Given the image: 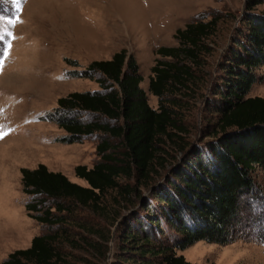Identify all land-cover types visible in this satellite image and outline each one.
<instances>
[{"label": "trees", "instance_id": "16d2710c", "mask_svg": "<svg viewBox=\"0 0 264 264\" xmlns=\"http://www.w3.org/2000/svg\"><path fill=\"white\" fill-rule=\"evenodd\" d=\"M263 1L245 0L238 35L220 56L222 72L201 93L211 117L198 137L187 138L182 95L200 92L203 59L212 49L208 38L221 14L176 27L177 44L156 48L148 81L156 108L140 86L139 63L123 47L110 58L67 69L99 87L59 96L49 118L68 142L98 134V159L74 167L87 185L43 162L20 168L22 191L30 195L27 215L51 230L35 234L0 264H77L62 244L76 246L75 228L103 237L101 224L90 220L106 212L113 226L107 227V249L114 242L108 264H199L176 248L239 237L245 208L257 194L254 172L264 171V97L246 95L255 69L264 65V12H253ZM166 146L174 148L171 158L162 154Z\"/></svg>", "mask_w": 264, "mask_h": 264}, {"label": "rangeland", "instance_id": "374dc122", "mask_svg": "<svg viewBox=\"0 0 264 264\" xmlns=\"http://www.w3.org/2000/svg\"><path fill=\"white\" fill-rule=\"evenodd\" d=\"M244 5L245 0H19L18 5L16 0H0V261L10 251L29 246L35 234L51 230L27 215L25 201L30 195L22 191L20 168L43 162L87 185L74 167L91 166L98 159V134L68 142L62 139L66 131L49 118L59 96L99 87L94 79L70 76L66 70L110 58L123 47L139 63L140 86L156 108L158 98L148 90L156 48L177 44L176 27L221 14L215 34L208 38L212 49L203 59L200 92L182 95L179 113L191 129L187 138L198 137L211 117L201 93L216 82L221 53L238 35ZM253 12H264V1ZM73 60L78 65H70ZM255 74L246 95L264 97V65ZM166 148L162 154L169 157L174 148ZM254 178L257 194L245 208V227L239 237L223 244L200 239L176 252L199 264H264V171L257 168ZM101 217L90 221L101 224L103 237L83 229L75 233V228L71 232L76 246L62 244L77 264H108L111 259L110 219L107 212Z\"/></svg>", "mask_w": 264, "mask_h": 264}, {"label": "snow or ice", "instance_id": "6c2138e0", "mask_svg": "<svg viewBox=\"0 0 264 264\" xmlns=\"http://www.w3.org/2000/svg\"><path fill=\"white\" fill-rule=\"evenodd\" d=\"M16 3L18 5L19 4V0H16ZM0 19H3V17H0ZM10 22H13L14 23V21H10Z\"/></svg>", "mask_w": 264, "mask_h": 264}]
</instances>
